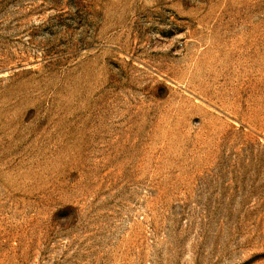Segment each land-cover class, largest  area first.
<instances>
[{"label": "rangeland", "instance_id": "obj_1", "mask_svg": "<svg viewBox=\"0 0 264 264\" xmlns=\"http://www.w3.org/2000/svg\"><path fill=\"white\" fill-rule=\"evenodd\" d=\"M0 264H264V0H0Z\"/></svg>", "mask_w": 264, "mask_h": 264}]
</instances>
